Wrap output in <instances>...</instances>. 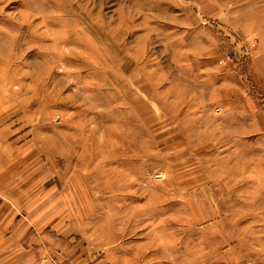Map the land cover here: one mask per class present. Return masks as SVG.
Returning <instances> with one entry per match:
<instances>
[{"label": "rangeland", "instance_id": "1", "mask_svg": "<svg viewBox=\"0 0 264 264\" xmlns=\"http://www.w3.org/2000/svg\"><path fill=\"white\" fill-rule=\"evenodd\" d=\"M49 213L108 264H264V0H0V264Z\"/></svg>", "mask_w": 264, "mask_h": 264}, {"label": "crops", "instance_id": "2", "mask_svg": "<svg viewBox=\"0 0 264 264\" xmlns=\"http://www.w3.org/2000/svg\"><path fill=\"white\" fill-rule=\"evenodd\" d=\"M48 221L44 218L9 223L12 231L5 238L14 264H108L98 255H93L84 239L63 220ZM7 245V244H6Z\"/></svg>", "mask_w": 264, "mask_h": 264}]
</instances>
